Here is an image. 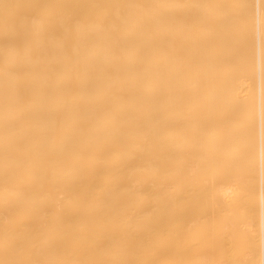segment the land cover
I'll use <instances>...</instances> for the list:
<instances>
[{"label": "bare ground", "instance_id": "obj_1", "mask_svg": "<svg viewBox=\"0 0 264 264\" xmlns=\"http://www.w3.org/2000/svg\"><path fill=\"white\" fill-rule=\"evenodd\" d=\"M0 264H264V0H0Z\"/></svg>", "mask_w": 264, "mask_h": 264}]
</instances>
